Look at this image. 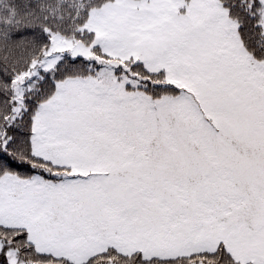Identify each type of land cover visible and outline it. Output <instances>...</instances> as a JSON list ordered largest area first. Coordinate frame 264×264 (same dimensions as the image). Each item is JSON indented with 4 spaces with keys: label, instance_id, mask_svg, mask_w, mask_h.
I'll use <instances>...</instances> for the list:
<instances>
[{
    "label": "snow or ice",
    "instance_id": "snow-or-ice-1",
    "mask_svg": "<svg viewBox=\"0 0 264 264\" xmlns=\"http://www.w3.org/2000/svg\"><path fill=\"white\" fill-rule=\"evenodd\" d=\"M0 264H264V0H0Z\"/></svg>",
    "mask_w": 264,
    "mask_h": 264
}]
</instances>
